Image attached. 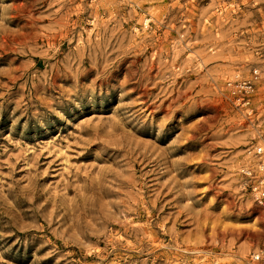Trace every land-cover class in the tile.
Instances as JSON below:
<instances>
[{"label":"rangeland","instance_id":"1","mask_svg":"<svg viewBox=\"0 0 264 264\" xmlns=\"http://www.w3.org/2000/svg\"><path fill=\"white\" fill-rule=\"evenodd\" d=\"M0 264H264V0H0Z\"/></svg>","mask_w":264,"mask_h":264},{"label":"built area","instance_id":"2","mask_svg":"<svg viewBox=\"0 0 264 264\" xmlns=\"http://www.w3.org/2000/svg\"><path fill=\"white\" fill-rule=\"evenodd\" d=\"M242 83V82H241ZM242 85H243V87H245L246 88V90H250L251 88H252V85H250V84H248V83H242Z\"/></svg>","mask_w":264,"mask_h":264}]
</instances>
